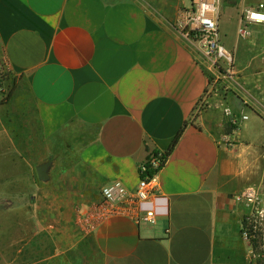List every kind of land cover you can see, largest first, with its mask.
Here are the masks:
<instances>
[{"label": "crops", "instance_id": "0c3cea01", "mask_svg": "<svg viewBox=\"0 0 264 264\" xmlns=\"http://www.w3.org/2000/svg\"><path fill=\"white\" fill-rule=\"evenodd\" d=\"M180 3L0 0V101L8 97L0 173L45 158L32 183L31 264H264V241L263 258L251 259L244 210L233 200L264 187V28L241 40L236 25L234 41L224 40L237 53L236 74L212 83L203 52L175 26ZM242 3L223 13L237 21ZM22 94L30 103H19ZM225 104L248 114L239 130ZM20 108L39 128L44 154L28 155L12 130L22 126ZM186 122L160 172V196L145 205L156 222L106 217L96 206L102 186L119 180L133 190L140 164L166 152Z\"/></svg>", "mask_w": 264, "mask_h": 264}, {"label": "built area", "instance_id": "2783aa9c", "mask_svg": "<svg viewBox=\"0 0 264 264\" xmlns=\"http://www.w3.org/2000/svg\"><path fill=\"white\" fill-rule=\"evenodd\" d=\"M237 0H191L183 3L176 14L175 26L190 40L197 43L205 57L210 82L216 75L233 79L236 74L237 53L229 49L221 34V20L226 6ZM264 28V0H243L237 20V37L249 39L256 27ZM209 104L205 96L198 105V111ZM224 113L235 130H239L248 120V114L224 105ZM168 160L163 151H153L140 164V178L133 190H128L119 180H113L102 186L98 209L106 217L123 216L136 224H153L158 213L154 207H145L154 203L159 194V175ZM235 203L243 210L241 236L248 244L251 259H262L264 241V187L248 186L233 195Z\"/></svg>", "mask_w": 264, "mask_h": 264}, {"label": "rangeland", "instance_id": "374dc122", "mask_svg": "<svg viewBox=\"0 0 264 264\" xmlns=\"http://www.w3.org/2000/svg\"><path fill=\"white\" fill-rule=\"evenodd\" d=\"M107 1L115 2L120 0ZM180 2L182 3V0H180ZM186 3L189 5L191 0H186ZM232 14L233 11L227 8L225 13H223L221 20L222 38L227 43H230L235 39L237 21L236 18H233ZM253 49L254 48L250 50L248 49V52H254ZM210 95L211 94L206 92V100H208V96ZM18 101L20 104L30 103L29 98L24 94L19 96ZM20 111L22 126L18 128L17 126L12 125L14 126L12 130L14 131L17 129L18 131L16 136L17 139L20 140L19 143L22 144L25 149H28V155L31 149L33 150V155L44 154L46 148H44L45 144L41 140L39 128L35 125L34 120H30V115L29 120H26L28 118V111L26 108H20ZM30 123H33V125H30ZM26 159L28 162L25 160L20 172H12L10 174H7V172L0 173V264H31L32 262L36 263L38 260V254L31 253L29 248V233L31 231L30 219L31 214H33L31 195L34 193L32 183L36 182L38 179L35 166L45 158L33 157L32 159V157H28ZM11 170L13 171L14 168ZM5 174L7 175L5 176ZM2 176H5L6 183H1ZM16 201L18 203L21 201V204L17 206L18 203ZM44 240L46 242V239ZM88 257L90 258V256ZM87 260L89 261V259ZM90 260L96 261V264H99V261L94 259V257ZM88 261H86V264H88ZM43 264L47 263L44 262ZM75 264H82V262L79 261V259H76Z\"/></svg>", "mask_w": 264, "mask_h": 264}, {"label": "trees", "instance_id": "16d2710c", "mask_svg": "<svg viewBox=\"0 0 264 264\" xmlns=\"http://www.w3.org/2000/svg\"><path fill=\"white\" fill-rule=\"evenodd\" d=\"M2 83H3V75L2 73H0V93L2 92ZM8 97H6L7 99ZM6 99H2L0 102H3L4 100ZM187 125V122L184 124V126L180 129V131L177 133V135L175 136V138L173 139L172 143H171V146L170 148L165 152L166 155H170L172 150L174 149V147L176 146V144L178 143V141L180 140L184 130H185V127ZM233 127V126H232ZM260 260V259H259Z\"/></svg>", "mask_w": 264, "mask_h": 264}, {"label": "water", "instance_id": "95a60500", "mask_svg": "<svg viewBox=\"0 0 264 264\" xmlns=\"http://www.w3.org/2000/svg\"><path fill=\"white\" fill-rule=\"evenodd\" d=\"M45 168V166H40L38 168V171H39V175L41 176L42 175V170Z\"/></svg>", "mask_w": 264, "mask_h": 264}]
</instances>
